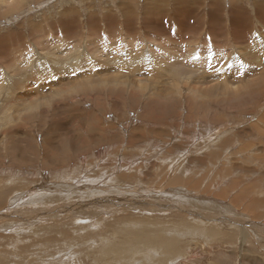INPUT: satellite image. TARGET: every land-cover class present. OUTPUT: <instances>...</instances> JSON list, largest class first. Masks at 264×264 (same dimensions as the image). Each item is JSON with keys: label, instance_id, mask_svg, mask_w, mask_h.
<instances>
[{"label": "rangeland", "instance_id": "374dc122", "mask_svg": "<svg viewBox=\"0 0 264 264\" xmlns=\"http://www.w3.org/2000/svg\"><path fill=\"white\" fill-rule=\"evenodd\" d=\"M119 1L0 0V264H264V0Z\"/></svg>", "mask_w": 264, "mask_h": 264}, {"label": "bare ground", "instance_id": "6f19581e", "mask_svg": "<svg viewBox=\"0 0 264 264\" xmlns=\"http://www.w3.org/2000/svg\"><path fill=\"white\" fill-rule=\"evenodd\" d=\"M149 1H151V2H149V3H144L143 4V10H144V13H143V16H144V18H146V19H152L154 22H156V23H153V24H156L158 27H157V29L159 28V19L161 18L162 19V16L161 15H164V13L162 12V10H163V6L161 7V6H158V0H149ZM174 1V0H173ZM187 1V0H186ZM186 1H185V3H186ZM120 2V1H119ZM133 2H134V0H124L123 2H120V4L118 5V10L122 13V15L125 17V21L126 20H129V19H131V18H127L126 17V15L128 14V7L130 6V4H133ZM183 3V4H182ZM184 3V0H178L177 1V5H179V7L181 8L180 10H183V11H186V10H188L187 9V4H185ZM192 4H194V2L192 3ZM160 5V4H159ZM195 6H196V3H195ZM133 7H135V6H133ZM197 7V6H196ZM195 7V8H196ZM188 8H190V7H188ZM193 10V9H192ZM214 10V9H213ZM135 11H136V8H135ZM134 11V9H133V12H134V15H135V12ZM177 15V14H176ZM213 18H212V20L214 19V14H212L211 15ZM210 16V17H211ZM164 17V16H163ZM184 21V20H183ZM127 23H129V22H127ZM154 26V25H153ZM149 28H150V26H148ZM212 27V26H211ZM146 28H147V26H146ZM148 28V29H149ZM154 29H156V26H154ZM156 29V30H157ZM239 29H240V27L239 26H236V28H235V33H237V32H239ZM152 30V29H151ZM211 30V29H210ZM155 31V30H154ZM159 31V30H158ZM162 35V34H161ZM156 36V35H155ZM160 37V36H159ZM158 37V38H159ZM164 37V36H163ZM148 38V37H147ZM158 38H156V40L158 39ZM152 39H154L155 40V38H152ZM160 40V39H159ZM161 40H163L162 39V37H161ZM168 40V39H167ZM152 42H154V41H152ZM161 42V41H160ZM170 42V41H169ZM162 43H163V41H162ZM171 43V42H170ZM163 44H165V42L163 43ZM190 44V43H189ZM162 45V44H161ZM167 45V44H166ZM215 46H219L218 44L217 45H215ZM217 48V47H216ZM195 49V48H194ZM218 49V48H217ZM220 49V48H219ZM261 50V49H260ZM264 51V50H263ZM201 53V52H200ZM203 55V54H202ZM77 60V59H76ZM219 60H220V57L219 56H212V57H210V56H207V58L204 56H201V55H199L198 56V58L197 59H195V61H194V65L197 63V62H199L200 63V65H208V64H210L209 62H211V64L212 63H219ZM183 61V60H182ZM85 64H86V61H83ZM218 65H220V64H218ZM207 68H210V66H208V67H206V68H204L205 70L207 69ZM75 70V69H74ZM207 72V71H206ZM209 73V72H208ZM212 74V73H211ZM208 76H209V74H208ZM204 77V76H203ZM260 79V78H259ZM82 81V80H81ZM88 81V80H87ZM240 81V80H239ZM263 82V81H262ZM83 84H81V85H79V84H77V85H79L78 87H85V86H87V85H89L90 84V82H88V83H84V82H82ZM92 83V82H91ZM241 86H239V87H237V92H238V90H240L241 88H242V85L245 83V81L243 80V79H241ZM264 84V83H263ZM91 85V84H90ZM260 85V84H259ZM92 86V85H91ZM219 86V85H218ZM191 88H193V89H196V90H199L201 93H202V90H201V88L200 87H198V86H191ZM221 88L223 89V94L224 95H226V96H230L231 94H232V92L230 91V89H229V87L225 84V86L223 85V86H221ZM262 91V90H261ZM235 93V92H234ZM153 94H156V95H159L160 94V92H158V91H155ZM204 96H206L207 97V93L206 92H204ZM222 97H223V95H221ZM50 102V101H49ZM60 207H62V206H60ZM64 210H72L68 205H65L64 206ZM60 211H62V210H60ZM36 214V216H37V213H35ZM2 216H4V215H2ZM13 216V215H12ZM11 216V217H12ZM14 218V217H13ZM8 219H10V218H8ZM20 221H22V220H20ZM159 239V238H158ZM170 240V239H169ZM147 249V248H146Z\"/></svg>", "mask_w": 264, "mask_h": 264}, {"label": "crops", "instance_id": "0c3cea01", "mask_svg": "<svg viewBox=\"0 0 264 264\" xmlns=\"http://www.w3.org/2000/svg\"><path fill=\"white\" fill-rule=\"evenodd\" d=\"M156 98V97H155Z\"/></svg>", "mask_w": 264, "mask_h": 264}]
</instances>
